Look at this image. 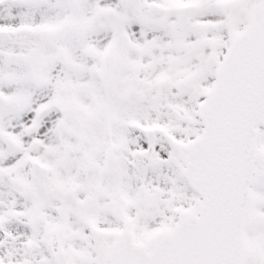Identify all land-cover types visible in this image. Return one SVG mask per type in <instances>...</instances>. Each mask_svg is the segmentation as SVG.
<instances>
[{"label":"snow or ice","instance_id":"snow-or-ice-1","mask_svg":"<svg viewBox=\"0 0 264 264\" xmlns=\"http://www.w3.org/2000/svg\"><path fill=\"white\" fill-rule=\"evenodd\" d=\"M0 264H264V0H0Z\"/></svg>","mask_w":264,"mask_h":264}]
</instances>
